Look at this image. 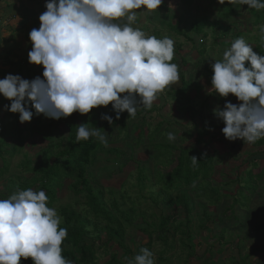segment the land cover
Segmentation results:
<instances>
[{"label":"rangeland","instance_id":"374dc122","mask_svg":"<svg viewBox=\"0 0 264 264\" xmlns=\"http://www.w3.org/2000/svg\"><path fill=\"white\" fill-rule=\"evenodd\" d=\"M38 1L41 6H38ZM48 2L50 0H0V5L4 6V17L8 20L7 24H3L6 20L1 19L0 16V33H2L0 37L4 38V33L9 31L10 23L16 30L21 29V34L13 37L15 43L8 44L19 57H11L10 60L16 62L22 59L23 62L28 63V67L24 66L20 72L14 67H4L7 74L0 80L9 74L18 75L23 79L25 77L43 79V66L29 62L28 54L32 50L29 34L34 27L35 29L40 27L39 17L47 10ZM206 5L203 4L201 12L194 13L191 9L182 6V0H163L159 10L154 12L137 10L138 19L132 26L141 28L148 36L171 38L175 49L173 60L178 68L182 66V61L184 66L179 70V79L158 95L151 109L137 105V113L140 115H136L132 118L133 120L128 119L130 129L127 133L118 129L113 130L111 134L101 131L107 137L108 146L105 147L102 144L99 148L95 162L89 169V179L94 187L102 191V199L108 207L116 201L122 209H134L136 213L142 214L132 226H126V244L131 249L132 255H136L138 249L146 247L153 253L155 264H242V260L247 257L248 262L252 264H264V254L255 252L257 249L264 248V237L253 230L255 225L264 224V175L257 183L258 191L252 197L249 206L237 205L234 208L238 216L237 221L227 220L225 216H222L224 207L215 208L209 206L204 200L198 199L197 184L186 187L183 192H186L191 206L187 223V214L182 206L170 207L164 195H161L159 199L157 197L161 191L156 182L161 161L155 159L157 151L146 137L140 141L139 145L136 144L139 135L138 126L143 118L148 121V130L145 129L147 134L160 128L161 132L156 138L157 143L191 148L196 147L202 140L203 143L198 145L199 151L212 154L211 157L215 161L212 181L217 185H223V191L232 195L236 194L237 185L231 182L235 181L238 174L249 171L258 174L264 170V154H261L263 160L255 168L247 163L250 156L258 151V147L246 145L241 139L229 141L222 132L225 127L224 122L216 115H212L214 110L220 109L219 106L223 104V97L211 91L214 75L212 65L216 60H222L224 52L230 49L234 33L231 32L223 41L216 43H214L216 34L212 28H205V37L195 34L191 22L211 14L206 10ZM24 9L29 10L25 12ZM244 10L247 12V9ZM244 13L241 14V18L244 17ZM24 18L27 19L22 21ZM254 21L253 19L250 24L241 20L239 25L233 23L234 28H232L234 30L238 25L237 31L243 33L241 37L252 46L260 39L264 42L260 32V26L264 21L257 25ZM168 23L180 24L179 28L187 34V38L172 31ZM29 27H31L30 30ZM246 31L251 34L244 35ZM188 38L193 42L187 40ZM183 78L189 82L190 86L188 93L184 96L177 93L184 86ZM233 96L229 94L225 97L227 103L232 101ZM137 99H139L138 96ZM9 102L10 100L0 94V121L23 130L33 129L39 121L44 124H54L56 128L51 141L55 146L54 151L57 149L56 146L65 148L68 144L69 130L66 122H75L78 126L86 124L90 129L93 127L102 129L105 125V120L102 119L103 114L96 119L93 117L100 114L102 106L94 108L87 115L75 112L70 117L59 120L35 113L30 122L22 124L18 113L13 117L6 116L5 105L8 106ZM240 104L238 100L234 103L237 106ZM142 109L146 110L140 113ZM161 124L163 125L159 127ZM164 130H167L165 134ZM168 133L174 134L176 139L169 141ZM28 135L30 138L20 146L19 152L13 158L9 159L5 156L9 160V172L0 177V199L9 198L17 192V187L30 177L29 173L22 168L23 162L26 160L33 164L39 162L43 153L50 148L47 144L34 146L33 142H38L39 138L31 132ZM7 143L14 144V141L8 139ZM118 152L123 156H120ZM120 167L123 169L120 170ZM142 177L144 178L140 182ZM71 184L72 182H67L60 191L55 210L57 212L58 209L68 208L85 216L87 208L85 198L76 195L70 187ZM177 194L179 193H172L174 197ZM155 199H158V202H155ZM232 203V199L226 200L225 207L228 208ZM168 216H171L172 220L164 230H161L162 218ZM89 217L93 219L92 216ZM176 227L178 230H175ZM102 228V225L96 230L95 227H89L91 236L86 239L88 245L95 244L97 264H106L117 252L122 255L115 242L107 244V236ZM222 228H225L224 233L220 232ZM187 230L191 234V240L187 239L185 234ZM192 244L194 249L193 254L190 255Z\"/></svg>","mask_w":264,"mask_h":264},{"label":"clouds","instance_id":"9594fccd","mask_svg":"<svg viewBox=\"0 0 264 264\" xmlns=\"http://www.w3.org/2000/svg\"><path fill=\"white\" fill-rule=\"evenodd\" d=\"M218 2L264 10V0ZM162 4L163 0H50L39 17L40 27L29 34V62L43 66V79L9 74L0 80V94L11 101L6 110L18 113L23 124L33 118L28 105L37 115L56 120L110 104L117 120L125 111L134 118L137 105L151 109L158 95L179 79L178 65L172 62L174 41L148 36L132 25L137 10L154 12ZM260 32L264 38V25ZM212 68L211 91L221 97L232 94L242 102L214 110L225 124L224 136L246 145L264 139V55L240 37ZM102 119L113 122L109 115ZM90 137L108 146L101 129L77 127L76 143ZM167 139L176 137L168 133ZM191 160L196 166L198 159ZM47 201L44 191L31 188L0 199V264H20L21 258H31L34 264H72L62 255L67 229L60 227L61 218ZM128 264H155L153 253L141 248Z\"/></svg>","mask_w":264,"mask_h":264},{"label":"trees","instance_id":"16d2710c","mask_svg":"<svg viewBox=\"0 0 264 264\" xmlns=\"http://www.w3.org/2000/svg\"><path fill=\"white\" fill-rule=\"evenodd\" d=\"M38 6H41L40 1H38ZM207 3V5H206ZM203 4L206 5L208 12L211 14L204 15L196 19V21L191 22L192 30L195 34L206 36L204 32L205 28H212L216 36L214 41L218 42L223 38H226L229 30L231 28V23L237 20V9L242 5L239 4H220L218 0H182V6L187 9H191L194 13L201 12ZM247 6V5H244ZM41 9V8H40ZM255 9H251L253 12ZM174 16V15H173ZM228 23V25H225ZM230 24V25H229ZM180 24L172 25L168 23L170 29L175 31V33L187 38V34L180 30ZM13 34L9 38V41L14 40ZM158 38V36H156ZM187 40H191L188 38ZM192 41V40H191ZM193 42V41H192ZM203 52V51H201ZM263 55V54H262ZM11 57H19L14 51L8 52L4 57L0 59V78L4 77L7 72L4 67H14L19 69V72L24 66L28 67V63L20 61H11ZM3 62V63H1ZM175 63V60L172 61ZM184 66V61H182V66L178 69H182ZM180 75V71H179ZM25 79L31 81L32 77H25ZM183 87L178 94L186 95L190 88L189 82L183 78ZM123 97V94H122ZM237 101V97L233 96L231 103L234 104ZM222 105L219 106L220 110H223L227 101L226 98H222ZM11 101L8 106L10 107ZM30 110L35 114L34 107L28 105ZM142 109L140 113H142ZM100 114L94 115L96 119L100 115H109L112 117V124H109L105 120V125L101 129L102 132L113 133V130L118 129L122 132H128L130 129V122L128 119L133 120L129 117V113L126 111L120 114V119H116V112L113 106L110 104L107 108L101 107ZM16 113H12L6 110V116L13 117ZM136 115H140L136 113ZM212 115H215L214 113ZM92 117V118H93ZM150 123V122H149ZM67 128L69 130V141L65 145V148L61 146H56L57 149L54 151L55 146L52 145V139L54 134V129L56 126L54 124H44L41 121L36 127L29 130H23L17 127H11L9 124L0 121V159L2 165L0 166V177L6 175L9 172V159L13 158L19 148L30 138L29 132L36 135L39 139L38 142H33L34 146L41 144H47L48 148L44 153L39 162H30L26 160L22 164V168L29 173L30 177L25 179L18 187L17 191L27 190L31 188L34 191H44L48 196L47 206L56 209V205L59 202V193L65 187L67 182H72L71 188L74 193L78 196H83L85 198V216L76 213L75 211L62 208L58 209L57 212L61 218L60 227L66 228L68 232L67 238L64 240L62 248V255L72 262V264H97L96 263V251L95 244L88 245L86 239H89L91 232L88 231L89 227L100 228L102 225V230L107 236V244L114 243L118 245L119 251L112 255L106 264H128L130 260L140 253V249L137 250L136 255H132L131 249L126 244V226H132L135 220L142 216V214L136 213L134 209H122L119 203L114 201L109 207L102 199V191L94 187L89 179V169L95 162V156L102 143H100L95 137H90L87 141H81L76 143L77 127L78 125L73 122H66ZM161 124L159 127H161ZM151 126V125H150ZM148 130V121L146 118L140 120V125L138 126L139 135L137 137L138 142L146 137L149 140L150 145L157 151L155 159L161 160L158 166L156 182L159 184L161 191L158 193V199L161 195L166 198V203L170 207L172 206H182L188 216L191 212L190 200L183 190L186 187H190L197 184L196 187V197L200 200H204L209 206L215 208L224 207L225 211L222 216H225L227 220H238L236 216L235 207L249 206L252 197L258 191V181L262 179L264 175V170L260 173L255 174L252 171L238 174L234 182L237 185L236 194L232 195L223 191V185H217L212 181V176L215 171V161L211 157L212 154L204 153L199 151L198 145L203 143L201 140L196 147L184 148L178 147L175 144H162L157 143L156 138L161 132L160 128L151 131L149 134L145 131ZM167 130L163 131L165 134ZM147 135H146V134ZM215 134V133H214ZM215 135H219L216 133ZM163 136V134H162ZM11 139L14 144L7 143V140ZM214 141V140H213ZM254 146L258 147V151L253 153L247 160L250 167L255 168L259 162L263 159L261 154H264V139L257 141ZM117 152V150H112ZM177 153V155H176ZM118 154H120L118 152ZM122 154H120L121 156ZM123 156V155H122ZM195 156L198 159L196 166H193L191 157ZM126 165V164H125ZM123 167H120L122 170ZM145 177V176H144ZM141 178L140 182L143 180ZM142 185V184H140ZM182 191V192H181ZM173 192H177L175 197L172 195ZM181 192V193H180ZM113 194V192H110ZM241 201H239V199ZM155 199V202H158ZM232 199L233 203L227 208L225 207L226 200ZM89 216H92L91 219ZM162 223L160 225L161 230H164L168 225L169 221L172 220L171 216L163 217ZM221 223L222 220L220 219ZM175 230H178L176 227ZM255 233L264 237V224H258L253 227ZM225 228L221 229V233H224ZM187 239L191 240V234L187 230L185 232ZM149 244L151 243L148 242ZM190 255L193 254L194 245L190 246ZM255 252L259 254H264V248L257 249ZM249 258L242 260V264H252L248 262ZM20 264H34L31 258L27 260L21 258Z\"/></svg>","mask_w":264,"mask_h":264},{"label":"crops","instance_id":"0c3cea01","mask_svg":"<svg viewBox=\"0 0 264 264\" xmlns=\"http://www.w3.org/2000/svg\"><path fill=\"white\" fill-rule=\"evenodd\" d=\"M2 8V9H1ZM3 8H4V6H2V5H0V16H1V19H5L6 21H4L3 22V24H7L8 23V20H7V17H4V12H3ZM237 9V15H238V17H237V20L236 21H233L232 23H231V28L230 29H232V28H234L233 27V23H237L238 25L241 23V20L243 21H245V22H250V24L252 23V21H253V19L255 20L254 21V24H259L260 22H262V21H264V19L261 21L260 19L261 18H264V10H260V11H257V10H254L253 12L251 11V9L250 8H248V6H244V5H242V6H240L239 8H236ZM244 9H247V12L244 10ZM25 10V12H28V10L29 9H24ZM244 12H246V13H244ZM244 13V17L243 18H241V14H243ZM0 19V20H1ZM25 19H27V18H24L22 21H25ZM240 20V21H239ZM2 22V21H1ZM11 22H12V19H11ZM239 22V23H238ZM264 24V23H263ZM263 24H261V25H263ZM225 25H228V23H226ZM237 25V27L234 29V30H236L237 31V29L239 28V26ZM36 26V25H35ZM23 27V26H22ZM27 27V26H26ZM242 27V26H241ZM20 28H21V25H20ZM35 28V27H34ZM209 28V27H208ZM31 29V27H29V30ZM8 32L7 33H4V38H1L0 37V59L2 58V57H4L8 52H11V51H14V52H16L10 45H8V44H10V43H15L13 40L12 41H9V38L11 37V35H12V33H14L13 34V37L14 36H17V34H21L20 33V30H16V28L14 27V26H12V24L10 23L9 24V27H8ZM213 30V29H212ZM233 29L232 30H229V33H228V35H230V33L231 32H233L234 34H233V37H234V39H233V41L235 40V39H237V38H240L242 35H243V33H239L238 31L237 32H235ZM240 31V30H239ZM251 34V32H249V31H246V34H245V32H244V35H246V36H249ZM0 35L2 36V33H0ZM10 35V36H9ZM227 35V36H228ZM227 38V37H226ZM225 38H223V39H221L220 41H223ZM219 42V41H218ZM214 43H216L215 41H214ZM8 45V46H7ZM250 46H252V45H250ZM253 47V50L258 54V55H264V42H261V39L260 40H258V43L257 44H255V45H253L252 46ZM6 53V54H5ZM246 66H249L250 67V62H247L246 63ZM237 100H238V98H237ZM239 101V100H238ZM240 103H242L241 101H239V104Z\"/></svg>","mask_w":264,"mask_h":264}]
</instances>
